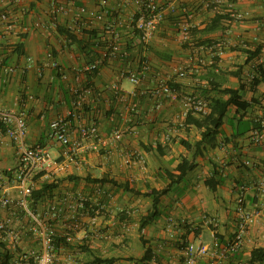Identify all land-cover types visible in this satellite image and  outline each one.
<instances>
[{
	"label": "crops",
	"instance_id": "1",
	"mask_svg": "<svg viewBox=\"0 0 264 264\" xmlns=\"http://www.w3.org/2000/svg\"><path fill=\"white\" fill-rule=\"evenodd\" d=\"M100 1L0 0V10L8 16L7 23L0 21V110L22 116L24 144L46 148L55 161L48 171L36 173L33 191L43 184L55 188L37 202L29 199V210L41 226L63 236L70 204L78 196L87 201L82 228L72 243L56 248L55 264H92L95 259L183 264L189 244L210 245L216 240L224 248L238 233L236 201L242 189L244 209L253 222L238 251L222 257L218 250L196 264H249L253 251H264V195L256 189L264 179V129L258 123L264 117V78L259 76L264 73V0H154L167 9L147 46L134 28L137 0H106L110 15L98 21L94 16L100 13ZM57 5L67 12L54 17ZM218 15L226 19L204 32ZM183 23L189 25L188 38L180 30ZM111 44L118 45L124 56L108 61L88 81H77V72ZM49 54L60 64L59 70L51 67ZM129 71L140 75V85L123 76ZM178 71L186 76L180 78ZM61 73L68 75L67 81H62ZM162 84L169 85L177 98L155 96ZM115 85L120 97L112 90ZM73 88L91 91L81 112L83 124L95 122L102 141L121 130L120 143L89 140L84 152L64 155L51 139L50 128L72 110ZM224 89L237 91L249 106L244 111L231 108L216 146L196 150L201 130L187 118L198 116L185 111L181 97L209 102ZM158 103L161 108L154 111ZM78 126V121H70L72 140H79ZM256 130L260 144L251 140ZM184 161L194 168L180 176L178 167ZM17 168L15 145L0 134V199L12 201L9 208L0 207V222L9 221L8 232L0 231V262L9 255V264L22 257L31 261L41 248L31 231L36 224L17 205ZM165 190L158 219L140 231L141 219L152 212L157 197L152 193ZM55 203L64 211L57 221L49 213Z\"/></svg>",
	"mask_w": 264,
	"mask_h": 264
},
{
	"label": "built area",
	"instance_id": "2",
	"mask_svg": "<svg viewBox=\"0 0 264 264\" xmlns=\"http://www.w3.org/2000/svg\"><path fill=\"white\" fill-rule=\"evenodd\" d=\"M136 5L138 7V16L135 19L134 28L138 32L140 42L144 46H147L153 39L158 26L163 20L164 12L167 8L159 6L154 0H137ZM169 8L170 10H173L172 6ZM66 12L67 10L64 6L57 5L54 6L52 14L55 17ZM80 13L82 15H86L85 8H81ZM109 15L110 11L107 6V1L101 0L100 13L98 15H95L94 18L98 21H101L104 19V17ZM234 17H236V19L238 20H241L243 18L242 15H235ZM0 21L4 23L8 22V16L2 10H0ZM180 30L185 38L189 37L188 24H181ZM111 33H113L114 37L117 38L114 30H112ZM119 54V46L116 44H111L109 48H106L105 50L100 52L97 59L77 72V81L80 79H85L86 81H88L89 78L92 75L98 73V71L108 61L116 59ZM120 56L123 57L124 55L120 54ZM48 57L51 59V67L59 70L60 64L58 63V61L53 59L52 54H49ZM28 62L31 66H37V63L34 61L29 60ZM177 75L180 78H184L186 76V72L178 71ZM123 76H126L128 81L134 86H138L141 83V77L136 72L129 71ZM61 79L62 81H67L68 75L65 73H61ZM112 90L118 97L121 96V90L118 86H113ZM72 93V110L68 113L67 118H58L51 123L50 128L51 139L64 149V155L67 158H70L71 156L78 155V153L80 152H84V142L89 140L96 141L98 143L102 142V144L106 145L120 143L123 139V133L121 130H114L109 138L102 141L99 136L98 126L95 122L89 125L83 124L81 112L83 110L87 96L91 94L89 88H85L82 90L73 88ZM155 96H165L176 99L177 93L173 89H171L169 85L162 84L161 87L155 92ZM181 103L188 114L192 113L198 117H204L210 113V109L208 107L209 102L201 98L192 95H183L181 97ZM135 106L136 105H133V109H135ZM160 108L161 105L160 103H158L155 105L154 111H158L160 110ZM72 119L79 122V126L77 129L79 140H72L70 137L69 126ZM258 123L260 127L259 129L263 130L264 117L259 120ZM0 125L5 127L6 135L14 143L16 154L18 157V168L15 174V183L19 191L20 198L17 201V205L28 212L29 217L37 226L33 227L31 231L34 232V234L37 236L41 248L39 253L34 254L31 259L33 260V264H55L57 259L55 248V238L57 237V233L55 229L50 226H41V224L34 217L33 213L29 210V199L31 198L33 193L34 176L36 175V173L48 171L55 164V161L46 148L41 146L27 147L24 144L26 122L22 116H16L10 112L0 110ZM251 140L254 144H260L262 137L259 134V130H256L253 133ZM94 149H96V146L94 147ZM245 164L249 165L250 163L246 162ZM256 189L260 195H264V179L258 182V184L256 185ZM245 193V190L242 189L236 201L237 212L240 215V223L238 226V233L236 234L233 242H231L224 248H221L219 242L216 240L210 245L205 243H199L198 245L189 244L184 250L183 264H196L198 259L209 256L214 257L217 255L218 250L222 251V257L238 251L248 226L253 222V216L247 213L244 209ZM11 205V199H0V207L9 208ZM49 210L50 218L54 221L60 220L62 217V212H64L60 203L51 205ZM70 210L71 213L66 218L63 224V237L68 244L73 242L74 233L80 230L83 226V222L81 220L88 211L86 199L80 196L75 198L73 203L70 204ZM8 229L9 221H1L0 231L6 233L8 232ZM9 234L11 233L9 232ZM12 264H30V258L22 257L17 261H14Z\"/></svg>",
	"mask_w": 264,
	"mask_h": 264
},
{
	"label": "trees",
	"instance_id": "3",
	"mask_svg": "<svg viewBox=\"0 0 264 264\" xmlns=\"http://www.w3.org/2000/svg\"><path fill=\"white\" fill-rule=\"evenodd\" d=\"M226 18L223 16H217L214 22L207 26L204 29V32H210L216 29L219 24L225 20ZM255 55V54H253ZM262 78H264V73L259 74ZM257 81H255L256 83ZM218 97L213 98L209 101L208 107L210 109V113L204 117H198V119L190 120L187 118V123L191 122L194 124L199 130H201V140L194 146L196 150H199L202 146H206L208 148H214L217 144V137L221 134L222 127L224 125L225 118L227 117V113L231 108H234L239 111H244L248 108V104L241 100L239 93L237 91L231 89H224L218 93ZM0 133L6 135V129L4 126L0 125ZM180 144L187 150H191L192 146L186 141H180ZM194 166L189 165L188 162L184 161L178 167V172L180 176H184L187 172L193 170ZM216 174V173H215ZM206 184L209 185V188L214 191V185L210 181H206ZM118 186V185H117ZM122 185H119L121 187ZM124 186V185H123ZM54 185L43 184L42 187L38 190L33 191L30 201L37 202L43 198L46 194L50 193L52 189H54ZM164 192L158 193L153 192L152 195H157L153 199V209L152 212L147 216L143 217L140 222V231L146 228V226L152 224L159 217L158 210V202L160 196L164 195ZM217 238H219L217 236ZM66 240L63 236H57L55 238V248L61 246H67ZM12 257L6 255L3 257L0 264H9ZM30 264H33V260L30 261ZM92 264H114L113 260H101L95 259ZM249 264H264V251L263 250H255L251 254V258Z\"/></svg>",
	"mask_w": 264,
	"mask_h": 264
}]
</instances>
